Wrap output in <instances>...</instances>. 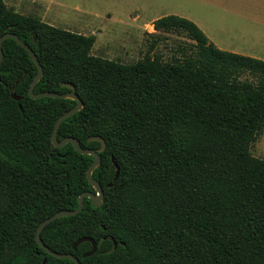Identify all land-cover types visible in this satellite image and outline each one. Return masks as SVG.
<instances>
[{"label": "trees", "instance_id": "trees-1", "mask_svg": "<svg viewBox=\"0 0 264 264\" xmlns=\"http://www.w3.org/2000/svg\"><path fill=\"white\" fill-rule=\"evenodd\" d=\"M156 40L135 62L92 54L95 34L54 26L0 0V37L28 43L44 67L34 91L68 92L84 107L65 119L60 140L106 149L93 177L105 190L95 207L50 222L46 245L82 264H264V158L252 146L264 131V59L221 49L194 21L154 22ZM159 32L192 42L155 51ZM158 35V36H157ZM0 63V264H76L36 240L40 223L74 209L94 160L52 140L70 98H32L39 69L14 38ZM21 99H15L12 91ZM120 176L113 182L116 167ZM82 237H92L97 251ZM116 242V244H115ZM46 260V262H45Z\"/></svg>", "mask_w": 264, "mask_h": 264}, {"label": "rangeland", "instance_id": "rangeland-1", "mask_svg": "<svg viewBox=\"0 0 264 264\" xmlns=\"http://www.w3.org/2000/svg\"><path fill=\"white\" fill-rule=\"evenodd\" d=\"M24 14L70 31L96 35L92 54L125 63L142 57L156 40L153 22L175 14L197 23L224 50L264 59V0H5ZM157 34V33H156ZM155 51L192 42L159 32ZM158 36V35H157ZM264 158V131L252 146Z\"/></svg>", "mask_w": 264, "mask_h": 264}, {"label": "water", "instance_id": "water-1", "mask_svg": "<svg viewBox=\"0 0 264 264\" xmlns=\"http://www.w3.org/2000/svg\"><path fill=\"white\" fill-rule=\"evenodd\" d=\"M8 38H14L22 47H24L29 52L33 61L36 63V65L39 69L38 73L36 74V76L32 80V82L30 84V88H29V94L32 98L37 99V98H42V97H58V98H70V99H74L77 101L76 106L67 110L66 112H64L62 115H60L58 117V119L55 123V126H54V130H53V134H52V140H53V143L56 147H63L65 145H67L68 143H72L78 152H80L82 154H90V155L94 156V160L87 170V178H88L89 182L92 184V186L94 187L95 192H93V191L83 192L79 197V205L77 208L60 210V211L56 212L55 214L49 216L48 218L44 219L37 228L36 240L47 252L54 255L55 257H57V258H70L76 264H82L80 259L74 253H72V252H69V253L57 252V251L51 249L48 245H46L42 239V231L50 222H52V221H54L60 217L71 216V215H76V214L80 213L84 208L86 197H89L92 200V203L95 207H100L104 204L105 190H104L103 186L99 183V181L93 177V172L102 162V158H101L100 153L106 149V141L102 136L91 137L90 141L91 140H98V141H101V144H102L98 150H94L91 148L82 147L80 145L79 141L74 137H66L62 140H60L58 138V131H59V128H60L62 122L65 119H67L68 117H70L73 114L80 111L84 107V101L79 96V94L76 92V86L73 83H63V86H67L70 88V91L64 92V93L56 92V91L35 92L34 88H35L36 84L41 80V78L44 75V67H43L42 63L40 62L38 56L36 55V53L32 49V47L28 43H26L24 40H22L17 34H15L13 32H8V33H6L0 37V63L4 59L3 42H4V40H6ZM12 96L15 99H21L20 96L16 95L14 90L12 91ZM112 160H113V163L116 167V174H115L113 182L108 185L109 187H112L117 182V180L120 176V165L118 164V162L116 161L114 156L112 157ZM85 241H91L93 244L92 250L85 255V257L91 256L97 251V248H98L97 242L92 237L80 238L74 244V249L76 250L78 245L82 242H85ZM115 244H116V242H115ZM45 262H46V260H45Z\"/></svg>", "mask_w": 264, "mask_h": 264}, {"label": "crops", "instance_id": "crops-1", "mask_svg": "<svg viewBox=\"0 0 264 264\" xmlns=\"http://www.w3.org/2000/svg\"><path fill=\"white\" fill-rule=\"evenodd\" d=\"M30 15H32V14H30ZM41 18V17H40ZM42 19V18H41Z\"/></svg>", "mask_w": 264, "mask_h": 264}]
</instances>
